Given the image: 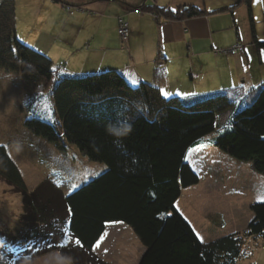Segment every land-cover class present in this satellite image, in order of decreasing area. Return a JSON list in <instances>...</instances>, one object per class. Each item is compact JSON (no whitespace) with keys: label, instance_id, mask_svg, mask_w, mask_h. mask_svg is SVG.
Here are the masks:
<instances>
[{"label":"trees","instance_id":"obj_1","mask_svg":"<svg viewBox=\"0 0 264 264\" xmlns=\"http://www.w3.org/2000/svg\"><path fill=\"white\" fill-rule=\"evenodd\" d=\"M241 2L251 13L252 0ZM131 11L159 21L198 15L146 4ZM0 71L21 75L30 115L24 125L32 134L64 154L76 148L91 162L109 166L69 195L51 178L30 190L0 145V178L23 197L21 235L9 238L0 230L9 241L0 249V264L53 251L71 264H108L93 252L108 222L133 228L146 248L139 264L252 261L250 244L264 240V201L251 206L254 217L243 231L209 242L200 240L176 203L184 189L200 182L187 162L189 151L214 132L210 144L264 177V82L249 100L238 89L167 99L158 86L131 85L117 70L61 75L46 54L19 39L16 0H0ZM43 85L50 91L49 114L33 105ZM110 127L131 131L118 136Z\"/></svg>","mask_w":264,"mask_h":264},{"label":"crops","instance_id":"obj_2","mask_svg":"<svg viewBox=\"0 0 264 264\" xmlns=\"http://www.w3.org/2000/svg\"><path fill=\"white\" fill-rule=\"evenodd\" d=\"M159 1L161 2L16 0L17 35L22 42L46 54L53 65L57 63V68L54 67L61 75L100 73L111 69L124 74L131 85L147 82L158 86L162 93H167V99H186L194 95L233 89L240 90L244 97L248 96L246 100L252 98L264 82V29L259 31V26H264V0H252L251 13L241 0H166L168 2L165 4H159ZM142 4L168 7L175 12L180 10L184 13H189L191 9L198 12V15L159 21L151 13L131 11ZM66 5L82 7L92 13H76L65 19L61 17L59 10L64 11ZM20 13H29L33 21L28 24L20 22ZM118 17H124L131 32L130 39L123 48L117 34ZM38 21H51L54 24L48 30H40L36 29ZM239 44H242V49L233 54H216V50L226 52L228 48ZM88 60H96V64L88 66ZM219 62L224 66L223 69L218 66ZM215 73L226 75L227 78L224 80L222 77L220 82L218 76H213ZM85 158L87 157L83 159ZM16 159L25 165L23 157L18 155ZM17 164L28 185V176L23 173L25 166H20L19 162ZM190 165L192 166L191 163ZM251 166L254 174L253 165ZM194 171L200 178L198 187H202V182L210 177L217 178L219 182L222 180L221 170L213 173L210 165L205 168L203 175L195 169ZM34 175H38V172ZM255 175L260 179L259 185L241 193L243 197H251L248 209L238 212L242 206L234 209L236 212L233 213L232 209H226L219 203L215 206L207 204L206 199L202 200L204 196H201L198 198L200 214H197L201 219H211L213 225V219L217 216L222 226L232 225L234 222L246 223V212L250 217L249 208L256 202L264 201V177L257 173ZM43 179L45 178L42 177L39 181ZM59 185L63 187L60 182ZM232 187H229V194L231 192L232 195L239 196L240 186ZM62 191L68 195L65 190ZM178 203L179 200L177 208L185 217ZM252 215L254 216L253 212ZM185 219L199 234L192 221L186 217ZM242 225L244 229L247 227L244 223ZM124 235H130L128 238L133 244L125 240ZM213 240L216 239H206L203 242ZM115 250L122 255L124 253L126 258L121 259L120 254L109 261L108 257ZM144 250L146 251L145 246L131 226L124 222H108L106 231L93 252L108 264H118V260L139 264ZM15 261L16 264H70L57 251L38 257L17 256Z\"/></svg>","mask_w":264,"mask_h":264},{"label":"rangeland","instance_id":"obj_3","mask_svg":"<svg viewBox=\"0 0 264 264\" xmlns=\"http://www.w3.org/2000/svg\"><path fill=\"white\" fill-rule=\"evenodd\" d=\"M167 2L168 1L166 0H161V2L159 1V4H165ZM59 12L62 18L64 17L67 19L66 17H69V14L65 10H59ZM85 13L90 14V12ZM19 17L24 20H20V22H24L25 24L33 21L32 16L29 15V13H20ZM38 24L36 29L48 30L54 23L51 21H46L45 23L38 21ZM111 29L110 36L112 37L113 34ZM263 29L264 26L260 25L259 31L262 32ZM118 40L122 48L128 43L123 44L119 35ZM241 49L242 44L240 50ZM221 53L227 54L225 52ZM86 61L84 63H86ZM88 63V66H94L96 60H88ZM57 65L58 64L55 63L54 66L57 68ZM218 66L220 69L224 68L221 62L218 63ZM213 76H218L220 82L222 77L224 80L227 78L226 75L221 73H215ZM33 98H35L34 102L36 101L33 103V105H36L35 109L49 114L52 105L49 89L43 85ZM26 101L27 97L25 95L21 75L18 73L0 71V145L5 146L8 149L11 157L17 160V162L20 163V166H25L23 167V173L28 176L26 178L30 190L36 189L39 185L38 183L41 184L46 180V177H48L51 178L61 190H65L69 195L81 186L91 182V180L98 174L106 172L109 169L108 164L105 162L93 163L88 157L83 159L85 154L77 152L76 148H70L68 149V153L64 154L43 138L32 134V132H30L24 125L26 119L30 118L26 107ZM217 135L218 133L216 132L210 134L204 141L195 147L196 149H191L188 153L187 162H190L193 168L201 175L205 174L204 170L208 165H210V170L213 173L221 170L222 180L219 182L217 178L210 177L208 180H205V182H202V187L196 185L192 188L184 189L178 203L179 208L184 211L185 217L192 221L194 227L200 234L197 235L202 241H206V239H217L234 232H241L244 230V228H242V223L247 225V222H250L254 216L252 215L251 208H249L250 217H248V213L246 212V223L234 222L232 225L229 224L222 226L217 216L213 219L215 220V224L213 225L210 222L211 219H201L200 215H198L200 214L198 198L204 196L202 200L206 199L207 204L215 206L219 203L220 206H223L224 208L227 207L226 209H232L233 213L236 212H234V209L242 206L243 208L238 210V212L244 211L248 209L251 197H243L241 196V193L250 191V187L259 185L258 183H260V179H257V176L255 175L256 172L253 174L251 164L240 162L210 144V141L216 138ZM18 155L23 157L25 165H22L24 163L22 161L20 162L19 159H16ZM37 172L38 175H34ZM29 175L31 178H29ZM42 177L45 179L40 182L39 180ZM203 178H205V176ZM59 182L63 185L62 188L59 185ZM248 182L250 183L248 184ZM33 185L34 187H32ZM230 186H240L238 190L239 196L232 195L231 192L229 194L228 190L230 189ZM22 214V195L14 193L12 187L10 188L0 178V230L9 234V238L14 235L18 237L21 235ZM209 223L211 224L209 225ZM128 237H130V235H124V239L130 242V244H133ZM8 243L9 241L6 238L0 236V249L1 247L7 249L9 245ZM250 248L253 253L252 261L244 259L241 264H264V240L261 238V240L252 242ZM113 252L112 256L108 257L109 261L115 259L116 256H120V254L122 256L121 259L126 258L124 253L122 255V253H119L118 251L116 252V250ZM110 263L115 264L112 262ZM118 264L129 263L118 260Z\"/></svg>","mask_w":264,"mask_h":264},{"label":"built area","instance_id":"obj_4","mask_svg":"<svg viewBox=\"0 0 264 264\" xmlns=\"http://www.w3.org/2000/svg\"><path fill=\"white\" fill-rule=\"evenodd\" d=\"M67 9V11H69L72 15L75 12H83L84 9L83 8H78V7H72L70 5H66L65 7ZM118 35L121 38V41L123 42V44H126L129 39H130V28L129 25L127 23V21L123 18V17H119L118 18ZM241 45H236L234 48H229V50L227 49V51L225 53L227 54H233L235 51L240 50ZM224 52L223 50H216V53H221Z\"/></svg>","mask_w":264,"mask_h":264},{"label":"clouds","instance_id":"obj_5","mask_svg":"<svg viewBox=\"0 0 264 264\" xmlns=\"http://www.w3.org/2000/svg\"><path fill=\"white\" fill-rule=\"evenodd\" d=\"M109 131L110 132H113V131H115L114 129H112L111 127L109 128ZM131 131V128L130 127H128L127 129H125V130H123V131H119V135H126L128 132H130ZM115 134L117 135V131H115ZM118 135V136H119Z\"/></svg>","mask_w":264,"mask_h":264},{"label":"snow or ice","instance_id":"obj_6","mask_svg":"<svg viewBox=\"0 0 264 264\" xmlns=\"http://www.w3.org/2000/svg\"><path fill=\"white\" fill-rule=\"evenodd\" d=\"M162 94L167 98V93L166 92H164ZM117 135H119V131H117Z\"/></svg>","mask_w":264,"mask_h":264}]
</instances>
